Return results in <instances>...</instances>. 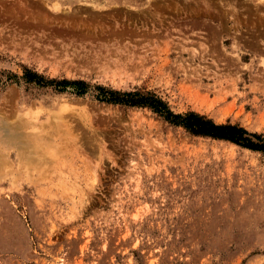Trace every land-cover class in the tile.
Returning a JSON list of instances; mask_svg holds the SVG:
<instances>
[{
    "label": "rangeland",
    "instance_id": "1",
    "mask_svg": "<svg viewBox=\"0 0 264 264\" xmlns=\"http://www.w3.org/2000/svg\"><path fill=\"white\" fill-rule=\"evenodd\" d=\"M0 72V264H264V152L99 99L264 134V0H0Z\"/></svg>",
    "mask_w": 264,
    "mask_h": 264
},
{
    "label": "trees",
    "instance_id": "2",
    "mask_svg": "<svg viewBox=\"0 0 264 264\" xmlns=\"http://www.w3.org/2000/svg\"><path fill=\"white\" fill-rule=\"evenodd\" d=\"M3 73L4 72H0V84L2 82ZM13 77L18 78L15 74ZM25 78L29 82L37 81L38 84L41 85L53 84L67 86L72 84L74 86H79V93H84L87 87L84 81L69 82L67 80L59 81L56 79L45 80L43 77H39L37 73L31 71L28 72ZM100 90L101 94L99 95V99L102 101L131 107L141 106L150 108L170 124L183 127L193 136L230 141L244 148L264 152V134L251 132L238 123H217L213 118L192 110L186 113H174L165 101L156 94L150 92L142 94L133 91H107L103 88Z\"/></svg>",
    "mask_w": 264,
    "mask_h": 264
},
{
    "label": "bare ground",
    "instance_id": "3",
    "mask_svg": "<svg viewBox=\"0 0 264 264\" xmlns=\"http://www.w3.org/2000/svg\"><path fill=\"white\" fill-rule=\"evenodd\" d=\"M16 133H17V132H13L12 135L14 134V135L17 137ZM10 135H11V134H10Z\"/></svg>",
    "mask_w": 264,
    "mask_h": 264
}]
</instances>
